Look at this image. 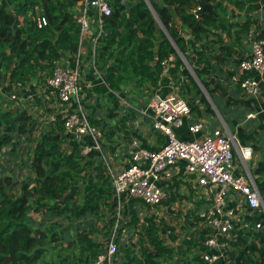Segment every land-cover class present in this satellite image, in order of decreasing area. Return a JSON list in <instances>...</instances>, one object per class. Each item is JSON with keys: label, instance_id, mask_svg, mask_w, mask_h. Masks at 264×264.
Instances as JSON below:
<instances>
[{"label": "trees", "instance_id": "trees-1", "mask_svg": "<svg viewBox=\"0 0 264 264\" xmlns=\"http://www.w3.org/2000/svg\"><path fill=\"white\" fill-rule=\"evenodd\" d=\"M147 1L150 5L145 0L113 2L96 42L93 68L107 87L121 94L127 103L126 107H119L122 115L116 126L99 117L85 84L80 83L83 108L90 124L101 130L104 142L114 148V136L124 134L125 140L129 139L139 110L148 104L153 90L159 88L161 62L171 58L173 80L179 85V96L190 107L192 119H200L204 113L214 116L212 105L175 47L193 69L228 129L234 132L242 124L244 135L252 133L245 115L225 103V94H234L231 89L242 94L239 86L230 82L240 60L220 51L217 45L223 43L224 34L231 46L241 47L244 41L249 42L251 30L255 37L264 40V27L260 29L257 20L249 16L244 21H231L228 13L229 7L245 12L261 0ZM77 2L0 0V264H95L104 249L98 235L106 238L112 231L116 203L104 170L92 156L80 154L79 144L64 134L60 117L53 127L37 123L27 107L37 106L39 100L24 99L26 94L13 90L11 85L30 84L33 88V83H42L51 76L62 56L77 51ZM204 4L211 6L212 13L202 11ZM36 16H44L47 24L39 28ZM90 60L87 52L84 61ZM182 75L185 78L181 79ZM251 76L246 74L243 78ZM6 80L9 84L2 89ZM110 100L108 103L117 108V100ZM263 138L264 128L254 132L256 143L264 145ZM159 140L163 141L161 137ZM260 150V159L250 162L248 168L264 196V146H259ZM93 171L96 175L90 178ZM177 193L178 190L172 193L170 202ZM143 206L137 200L129 202L125 206L129 222L120 229L128 228L132 233ZM105 208L111 211L108 219L103 214ZM192 216L187 213L183 218L181 230L188 239L177 247L166 245L155 220L147 218L135 245L118 248L116 264H207L199 258L197 248L203 245L208 230L198 226V219L192 220ZM246 221L260 222L262 228L248 238L240 232V241L233 243L236 264H264V216L255 214ZM71 228L73 235H69ZM169 237L174 240V233ZM63 251L67 253L61 255Z\"/></svg>", "mask_w": 264, "mask_h": 264}, {"label": "built area", "instance_id": "built-area-1", "mask_svg": "<svg viewBox=\"0 0 264 264\" xmlns=\"http://www.w3.org/2000/svg\"><path fill=\"white\" fill-rule=\"evenodd\" d=\"M115 1L78 0L74 15L79 26L77 51L62 56L51 76L42 83H33V88L30 84L24 87L22 83H11L13 90L20 89L25 93L24 99L39 100L37 106L27 107V112L41 126L53 127L60 117L64 134L73 140L72 143L79 144L82 156H92L99 163L112 184L116 203L114 224L95 264H116L118 248L135 245L147 218L154 219L160 229L162 226L168 228L166 234L162 231L159 234L166 245H182L183 239H188L181 230L183 219L178 221L181 224L179 229L165 222L169 216H176L174 213L178 209L189 211L193 215L191 219L197 218L198 226L208 230L203 245L197 248L199 258L207 264L219 261L229 264V258L235 260L233 253L236 248L233 243L237 240L234 239V231L238 230L234 229L237 227L240 232L251 234L262 228L260 222L251 224L246 221L255 214L264 216V196L257 189L247 166L253 158L252 149L235 144L236 139L225 130L227 128L223 124L213 132L205 133V123L201 119H192L190 107L179 96V85L174 80L169 83L173 93L152 95L148 104L139 110L135 122V132L143 131L140 122L148 120V129L160 143L156 149L144 147L138 138H134L130 145L125 144L128 149L124 155L115 157L104 142L101 130L88 120L81 103L84 57L88 52L91 58L88 63L93 68L102 21L110 16L111 5ZM19 20L21 22L22 17ZM35 21L39 28L47 24L44 16H36ZM249 42L251 53L240 60L230 82L239 86L243 95L260 98L264 95V40L255 37L251 30ZM170 61L173 65V58L161 62V79L169 76ZM246 74L253 76L243 78ZM183 78L184 75L181 76ZM4 83L2 89L9 84V80ZM118 94L115 96L119 107H126L125 99ZM119 112L122 115V111ZM189 134L194 137L189 139ZM120 136L114 137L115 142L125 143L123 134ZM159 137L163 139L162 142ZM67 150L70 151V147ZM236 156L240 164L235 163ZM191 189H196L197 200L177 199L169 204L172 193L178 190L184 195L188 190L190 193ZM132 200L140 201L144 206L129 234L128 228H120L128 225L125 206ZM172 226L174 240L169 237V227Z\"/></svg>", "mask_w": 264, "mask_h": 264}, {"label": "crops", "instance_id": "crops-1", "mask_svg": "<svg viewBox=\"0 0 264 264\" xmlns=\"http://www.w3.org/2000/svg\"><path fill=\"white\" fill-rule=\"evenodd\" d=\"M121 3V1H120ZM229 16H230V20L231 21H244L246 20L247 17H251L255 20L258 21V24L260 25V29H262L264 27V24H262L264 22V0H261L256 6H251L249 8H247V10L245 12H235L230 10ZM221 38L223 40V43L221 44V46L219 47L217 45V47L219 48L220 51H224L227 53H230L233 58L235 60H241L245 57H248L251 53V42L248 41H244L242 43L241 47L238 46H231L229 43L230 41L225 38V35H221ZM228 68H231L232 65H228ZM84 70V71H83ZM82 70L81 73V82H83L85 84V88L88 91V93L90 94V96L92 97V103L95 104L96 108L98 109V115L100 118H105V121L107 124H109L110 126L114 127L117 125L118 120L120 119L121 115L119 112V103H118V99L116 98V94H118L117 92H113L111 91L106 83L103 80V77L98 74L95 70H93L92 67L89 66L88 62H85V66L84 69ZM174 76V68L171 62V69L169 70V76H167L166 78H163L159 80V88L153 90L152 95L156 94V93H160V94H169V93H173L172 89V85L170 88V82L173 80L172 77ZM215 82L217 80V77L214 76L212 77ZM233 85V84H232ZM215 87V84L213 85ZM218 88H220L219 86H216ZM220 90L222 91V89L220 88ZM231 91L234 93H232L233 95H229L228 93L225 94V98L227 99V102L225 101V103H229L232 106L236 107L238 112L243 115H245V118L247 119L249 116H251V120H249V127L251 130H253V134L254 132H257V130L259 129H263L264 128V95L260 98H253V97H248L245 95L240 94L238 91H236L235 89H231ZM120 97H122L121 94H118ZM113 98L117 100V108H113V104L112 102L109 104L108 100H110V98ZM130 97V95L128 96ZM111 101V100H110ZM200 108L202 110H204V108L202 106H200ZM113 118V119H112ZM112 119V120H111ZM201 120H203V122L205 123V133H211L214 130L218 129L222 124L227 128L225 130H228V132L234 136V138L237 140L236 137V133L238 132V134L241 135V137H243L245 140L248 139H252L253 142H255L256 140L253 139V134L252 133H248L246 136L243 133V129L240 127L242 124H239V126H236V128L234 129V132H232L231 130L228 129V127L226 126V124L224 123V121L222 122L220 119V122L218 121L216 114L214 112V116L208 113H204L202 118H200ZM216 119V120H214ZM249 119V118H248ZM138 120V118L136 119ZM143 126V131L140 130H136L135 129L132 131L131 135L134 138H138L142 144V146L147 147L149 149H156L159 141L157 140V138L151 133V131L148 129L149 125H147V120H144L142 122H140ZM235 124V122H234ZM257 126V127H255ZM236 132V133H235ZM204 133V134H205ZM194 136L189 134V139H192ZM123 141L125 143H118L117 141V145L115 146L114 144V148L112 146H109V144H107L110 148H111V152H114V156L115 157H121L124 155V153L126 152V150L128 148L125 147V144H129L130 138L125 140V136L123 134ZM132 139V140H133ZM256 143V142H255ZM253 143L251 145L246 144L245 145H241L244 147H250L253 151V158L255 157V152L260 153V157L262 155L261 150L258 151L259 146L263 147L264 145H261L260 142H257L256 144ZM124 147L122 149V151L120 152L121 148ZM120 152V153H119ZM128 157V156H127ZM250 160L247 163V166L249 165L250 162H252V164H254L255 162H257L260 158H255ZM95 160V159H94ZM117 161V159H116ZM97 162V161H96ZM235 163H239L240 164V160L238 158V156H236L235 158ZM241 167V166H240ZM236 171H238L236 169ZM240 171V169H239ZM93 175H96V173L93 171ZM194 187V186H192ZM195 190V191H194ZM177 197L174 198V200L170 203H173L175 200L177 199H186L188 201L193 200H197L198 198V194L196 192V189H191L190 193L189 190L187 191V193H185L184 195L182 193H180L178 191L177 193ZM192 202V201H191ZM189 213V211L183 210V209H178L174 215L177 216V221H180L184 218V216ZM173 227V226H172ZM172 227H169L170 232L169 234L173 233L174 229H171ZM174 228V227H173ZM167 227H163L161 228V231L163 233H167ZM186 230H188L186 228ZM235 232V231H234ZM246 236L245 237H253L256 233L252 232L251 234L249 233H244ZM170 236V235H169ZM255 238V237H254Z\"/></svg>", "mask_w": 264, "mask_h": 264}, {"label": "rangeland", "instance_id": "rangeland-1", "mask_svg": "<svg viewBox=\"0 0 264 264\" xmlns=\"http://www.w3.org/2000/svg\"><path fill=\"white\" fill-rule=\"evenodd\" d=\"M229 10H231V8L229 7ZM84 71V70H83ZM190 74V73H189ZM185 77V76H184ZM171 82H173V81H171ZM119 106H120V104H119ZM215 112V111H214ZM216 114V113H215ZM216 117H217V119H218V121L220 122V120H219V118H218V116L216 115ZM249 118V119H248ZM247 119L245 118V120H251L252 118L251 117H248ZM113 119V118H112ZM111 119V120H112ZM214 120H216V119H214ZM136 120L132 123L133 124V130L135 129V127H136ZM221 123V122H220ZM132 130V131H133ZM236 133V132H235ZM120 135H122V134H118V135H116V136H114V137H117V136H120ZM246 136H249V135H246ZM121 137V136H120ZM187 137H189V136H187ZM236 137H237V140L235 141L236 142V144H239V145H244V144H248V145H251V144H253V143H255V142H253L252 141V139H248V140H245L243 137H241V135L240 134H238V132L236 133ZM129 138H130V141H129V143L132 141V139H133V136L130 134V136H129ZM264 139V138H263ZM106 144H108V143H106ZM256 154H255V157L253 158V159H255V158H257V160H258V158H260V153H258V152H255ZM97 171V170H96ZM98 172V171H97ZM92 174V175H91ZM91 174H90V178H92V177H94L93 176V172H91ZM80 184H82V182H80ZM82 186V185H81ZM83 187V186H82ZM110 213H111V211L109 210V208H105L104 210H103V214L105 215V219H108L109 217H110ZM165 222H169L170 224L172 223V225L173 226H175L176 228H178L179 229V226H181V224L180 223H178V221H177V216H169L166 220H165ZM101 221L100 222H98V225L101 227ZM234 230H238V231H235V235H236V237H234V239L235 240H237V241H240V235H241V233H240V229H237V227L234 229ZM128 231H129V234H130V230L128 229ZM74 232V228H71L70 229V232H69V235H73L72 233ZM98 240H99V242L100 243H102L103 245H104V241H105V237H102L101 235H98ZM245 238H248V237H245ZM236 242V241H235ZM65 246V245H64ZM67 252L66 251H63L62 253H61V255H63V254H66ZM56 255H57V253H55L54 252V258L56 257ZM234 257V256H233ZM48 261L50 260V257L49 258H46ZM234 259H230L229 258V262H232ZM235 264H236V260H235Z\"/></svg>", "mask_w": 264, "mask_h": 264}, {"label": "water", "instance_id": "water-1", "mask_svg": "<svg viewBox=\"0 0 264 264\" xmlns=\"http://www.w3.org/2000/svg\"><path fill=\"white\" fill-rule=\"evenodd\" d=\"M148 5L149 2L147 0H145ZM202 11L206 12V13H212V8L209 4H204L202 5ZM158 24H159V27L163 30V32L166 34V36L169 38V40L171 41L166 29L163 27V25L160 23V21L158 20L157 16L154 14ZM174 45V44H173ZM175 47V45H174ZM176 51H177V54L178 56L180 57L181 61L183 62V64L186 66L188 72L190 73L191 77L193 78V80L196 82V84L198 85V87L202 90V92L206 95L209 103L212 105L213 107V110L215 111L216 115L218 116V118L223 122V119L221 118L219 112L217 111V109L214 107L209 95L207 94L206 90L204 89V87L202 86V84L200 83V81L198 80L197 76L195 75L193 69L190 67V65L187 63L186 59L184 58V56L181 54V52L175 47ZM264 78V76H263ZM236 144V143H235Z\"/></svg>", "mask_w": 264, "mask_h": 264}, {"label": "clouds", "instance_id": "clouds-1", "mask_svg": "<svg viewBox=\"0 0 264 264\" xmlns=\"http://www.w3.org/2000/svg\"><path fill=\"white\" fill-rule=\"evenodd\" d=\"M186 67V66H185Z\"/></svg>", "mask_w": 264, "mask_h": 264}]
</instances>
